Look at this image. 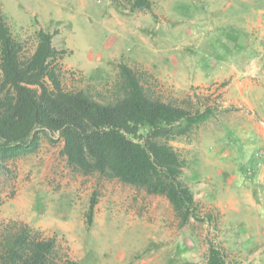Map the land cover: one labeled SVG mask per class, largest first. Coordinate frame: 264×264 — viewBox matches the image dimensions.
Returning a JSON list of instances; mask_svg holds the SVG:
<instances>
[{
    "label": "rangeland",
    "instance_id": "374dc122",
    "mask_svg": "<svg viewBox=\"0 0 264 264\" xmlns=\"http://www.w3.org/2000/svg\"><path fill=\"white\" fill-rule=\"evenodd\" d=\"M150 3L0 0V10L25 54L39 28L53 34L65 90L106 101L123 63L151 97L211 107L168 141L211 220L180 226L166 198L71 168L58 132L39 130L34 152L0 163V229L25 223L78 264H207L211 245L226 264H264V0Z\"/></svg>",
    "mask_w": 264,
    "mask_h": 264
},
{
    "label": "trees",
    "instance_id": "16d2710c",
    "mask_svg": "<svg viewBox=\"0 0 264 264\" xmlns=\"http://www.w3.org/2000/svg\"><path fill=\"white\" fill-rule=\"evenodd\" d=\"M132 9H150V0H130ZM52 33L39 28L35 46L25 54L0 10V163L34 152L38 131L58 132L67 164L84 174L106 178L167 199L179 225L200 216L194 196L180 178L184 160L168 143L187 135L212 114L211 107L190 111L148 95L127 65H118L112 97L92 98L82 89L65 90ZM149 130L142 133L143 128ZM95 196L87 210L91 222ZM0 264H78L56 253L53 237H40L25 223L0 229ZM207 264H226L208 248Z\"/></svg>",
    "mask_w": 264,
    "mask_h": 264
}]
</instances>
